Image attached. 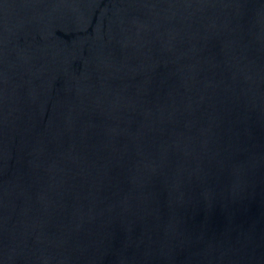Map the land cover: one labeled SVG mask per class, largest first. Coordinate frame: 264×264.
I'll return each mask as SVG.
<instances>
[{
    "label": "water",
    "instance_id": "obj_1",
    "mask_svg": "<svg viewBox=\"0 0 264 264\" xmlns=\"http://www.w3.org/2000/svg\"><path fill=\"white\" fill-rule=\"evenodd\" d=\"M0 264H264V0H0Z\"/></svg>",
    "mask_w": 264,
    "mask_h": 264
}]
</instances>
